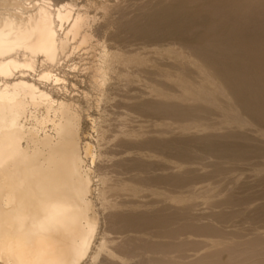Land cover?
Masks as SVG:
<instances>
[{
	"label": "bare ground",
	"instance_id": "bare-ground-1",
	"mask_svg": "<svg viewBox=\"0 0 264 264\" xmlns=\"http://www.w3.org/2000/svg\"><path fill=\"white\" fill-rule=\"evenodd\" d=\"M259 1L217 18L258 31ZM208 2L0 0V264H215L233 244L264 264V227L226 209L234 166L264 170V34L235 47ZM83 48L100 53L96 141L58 93Z\"/></svg>",
	"mask_w": 264,
	"mask_h": 264
},
{
	"label": "rangeland",
	"instance_id": "rangeland-1",
	"mask_svg": "<svg viewBox=\"0 0 264 264\" xmlns=\"http://www.w3.org/2000/svg\"><path fill=\"white\" fill-rule=\"evenodd\" d=\"M65 1L68 2V0ZM214 1L215 0H212V2H208L211 4H204L203 12L205 13L211 12L212 14L216 12V16H214L216 18H217V14H219L218 12L221 10L238 11L242 7L243 9H245V7L248 5L246 0H218L219 2L218 4H216L217 2L214 3ZM74 2L80 3L81 0H74ZM259 4H260L259 0H253L252 2L253 7L257 9L259 7ZM250 15H254V14L251 13V14L243 15L238 13L235 16L229 18H217L218 27L220 28L225 26L230 27L229 28L230 30L228 32L229 37H230V41L234 44L235 47L237 46L241 47L244 44V42L253 39L252 36L257 37L259 35L263 36L264 34V25L260 26V29L258 31L256 30L250 32H247L243 28V26L242 27L240 26V28L236 27L237 25H242L243 23H245L247 19L253 20V18ZM210 16H212L213 18V15ZM210 20L211 19L208 17V21ZM200 26H203V24L202 25L197 24V27L192 30L191 34L195 30L200 28ZM206 32L207 31L202 30V34H206ZM250 48L252 50H255L256 45L253 43L251 44ZM69 53L70 54H68V58L64 57V59L61 61L62 68L68 70L70 73L68 77L69 78L68 91L64 89H59L58 93L60 95L67 94L68 97H73L80 104V107L84 113L86 120L85 129L87 131L86 132L87 134L85 136L87 138L96 141L98 136L99 123H100L99 121L100 115H99L98 102H97L100 98V93L98 92V88L96 84V82L100 79L99 78L100 53L91 48L74 50V51H70ZM235 54L236 53L228 57H232ZM222 55L224 57L227 56V54L224 53L216 57H221ZM62 90L64 91V93ZM201 139L205 141L206 138L202 136ZM259 139H261V137L259 138V136H257V140ZM254 140H251L250 142H253ZM236 142L237 144H241L245 142V138H239L236 140ZM217 148L218 147H215V149ZM181 157L184 162H191L192 160H195L197 155L196 156L185 155ZM234 168L237 170V174L241 176L237 180L235 186L229 191V195L227 196L229 198H232L233 200L235 198L236 201L230 203L228 207H226V209L233 210L234 208L243 207L244 213L242 215H239V221L244 218L249 219V222L250 221L251 222L248 224V226H252L255 228L257 227V229H261L264 227V170H262L259 173H255L253 171L254 173L251 172L248 175L247 174L242 175L240 174L241 171L239 169L243 167L240 164L235 165ZM232 173L234 172H231V174ZM242 216H247V217L243 218ZM107 226H108L107 223L103 221L102 236ZM252 227L251 229H253ZM217 242L218 240L214 241V243ZM239 245L241 244L225 245V249L224 250L221 249L220 251H218L217 257L213 258V262L215 264H257L245 260V258L243 257L244 250ZM253 250L255 251L256 249L254 248Z\"/></svg>",
	"mask_w": 264,
	"mask_h": 264
}]
</instances>
